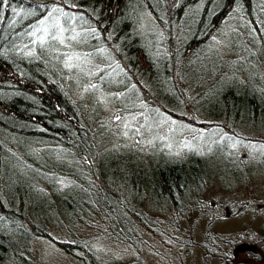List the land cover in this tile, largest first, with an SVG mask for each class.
<instances>
[{
  "label": "trees",
  "instance_id": "trees-1",
  "mask_svg": "<svg viewBox=\"0 0 264 264\" xmlns=\"http://www.w3.org/2000/svg\"><path fill=\"white\" fill-rule=\"evenodd\" d=\"M42 6L83 17L67 26L82 33L73 51L101 64L96 77L80 64L65 67L64 44H31L26 33L46 15ZM13 7L23 8L20 16ZM111 111L137 114L138 121L126 118L129 131L150 135L149 143L128 144L126 132L112 129ZM202 115L211 121H196ZM170 120L221 126L229 136L244 137L240 127L264 133V0L0 4V264H35L36 239L74 257L82 252L87 264H109L88 250L81 229L133 246L143 233L180 241L168 228L191 239L208 175L236 167L218 144L208 155L172 154L165 144L174 136H159Z\"/></svg>",
  "mask_w": 264,
  "mask_h": 264
},
{
  "label": "rangeland",
  "instance_id": "rangeland-1",
  "mask_svg": "<svg viewBox=\"0 0 264 264\" xmlns=\"http://www.w3.org/2000/svg\"><path fill=\"white\" fill-rule=\"evenodd\" d=\"M61 23L63 24L62 20ZM76 30L78 32L77 28ZM72 35L73 33H69L68 37L71 39ZM63 39L62 44L67 49L65 61L69 55L72 56L73 66L80 64L87 70L86 72L91 70L92 75L96 77L101 64L96 66L93 61L91 62L89 54L73 51L75 40L67 41L65 33ZM215 44L220 45L216 41ZM85 89L86 87L79 89L80 95ZM116 106L120 111L122 106L126 107L121 101L116 103ZM128 106L131 108V104ZM120 111L110 113L112 129L126 132L128 136L124 140L128 144L139 147L147 145L151 136L145 134L144 137L138 130L129 131L131 126L126 122V118L130 122L138 121L137 114L122 116L117 120L116 116H121ZM147 119L153 121V117ZM198 120L206 123L211 121L205 119L203 115L196 117V121ZM164 122L167 125L161 126L164 128H160L162 134L159 136H167L168 133L174 136L173 143L165 144L172 154L181 155L185 150L192 149L197 155H208L213 150L212 146L218 144L224 153V159L236 167L229 169L227 173L231 174L225 177L223 174L227 170L217 176H213L212 173L208 175L207 178L210 179L204 191V200L200 201V211L195 213L196 220L192 230L190 229L191 239L187 234L182 235V232L172 228H168L167 232L174 233L180 241L166 238L164 234L157 233L155 237L143 233L133 246L103 238L99 235V231L92 234L81 229L76 231L78 236L88 240L84 243L99 263L257 264L264 262V154H262L264 133L258 137L259 132H249L246 127H240V132L237 134H242L244 138L240 135H227L221 126L199 129L193 126L194 124L188 125L174 120ZM143 123L146 121L144 120ZM152 128L148 130L152 131ZM222 137L231 139H222ZM186 226L189 227V223ZM50 231L58 240H71V235L66 230ZM89 236L94 237V240L89 241ZM162 238L166 239V245ZM234 247L236 253L229 252ZM83 254L78 252L74 257L50 240L36 239L32 242L30 257L35 264H87L80 258Z\"/></svg>",
  "mask_w": 264,
  "mask_h": 264
},
{
  "label": "snow or ice",
  "instance_id": "snow-or-ice-1",
  "mask_svg": "<svg viewBox=\"0 0 264 264\" xmlns=\"http://www.w3.org/2000/svg\"><path fill=\"white\" fill-rule=\"evenodd\" d=\"M9 0H0V4L8 5ZM232 3L235 4L236 0H232ZM44 11L46 12V15L41 13L42 18L38 20L37 23L33 24L31 26V30L26 33L29 37H32L31 44L32 45H39L40 47H44L49 39L56 40L59 43H64L63 35L65 32H71L73 33L71 39L75 40L77 37L81 36L82 33H78L75 31V25L67 26L69 19L73 21L82 20L83 17L76 16L75 14L71 15L65 11H63L59 7H52L51 10H47L45 6ZM13 13H15L16 16H20L21 12L23 11V8H21L20 11H17L15 7L12 8ZM36 14L35 9L31 12H29L28 16H33ZM59 14V15H57ZM63 19V24L61 23V20ZM96 32L95 28H90L88 30L89 35H93ZM27 51V54L29 56L32 55V51L29 50L28 45H25V49ZM73 60L72 56L67 57V61L65 63V67L72 68L73 64L71 61ZM103 71V70H101ZM92 89L96 88L95 84L90 85ZM117 100L120 99V96L117 95L115 97ZM158 111V110H156ZM143 113H141L142 115ZM117 120H120L121 117L119 115L116 116ZM222 139H231L230 137H222ZM235 147V144L233 145ZM262 149H264V146H262ZM264 154V152H262ZM63 183V181H61Z\"/></svg>",
  "mask_w": 264,
  "mask_h": 264
},
{
  "label": "flooded vegetation",
  "instance_id": "flooded-vegetation-1",
  "mask_svg": "<svg viewBox=\"0 0 264 264\" xmlns=\"http://www.w3.org/2000/svg\"><path fill=\"white\" fill-rule=\"evenodd\" d=\"M238 248H240V247H238ZM234 249H235V247L233 249H231L229 252H231V253H234L235 252L236 253V251Z\"/></svg>",
  "mask_w": 264,
  "mask_h": 264
}]
</instances>
